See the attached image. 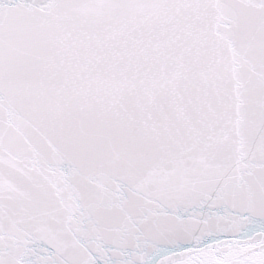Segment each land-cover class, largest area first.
<instances>
[{"label":"snow or ice","instance_id":"1","mask_svg":"<svg viewBox=\"0 0 264 264\" xmlns=\"http://www.w3.org/2000/svg\"><path fill=\"white\" fill-rule=\"evenodd\" d=\"M0 264H264V0H0Z\"/></svg>","mask_w":264,"mask_h":264}]
</instances>
